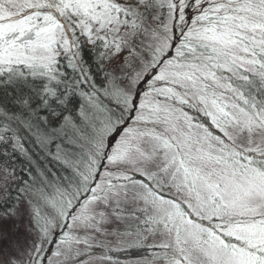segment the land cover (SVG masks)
I'll return each mask as SVG.
<instances>
[{
	"label": "snow or ice",
	"instance_id": "6c2138e0",
	"mask_svg": "<svg viewBox=\"0 0 264 264\" xmlns=\"http://www.w3.org/2000/svg\"><path fill=\"white\" fill-rule=\"evenodd\" d=\"M0 264H264V0H0Z\"/></svg>",
	"mask_w": 264,
	"mask_h": 264
}]
</instances>
